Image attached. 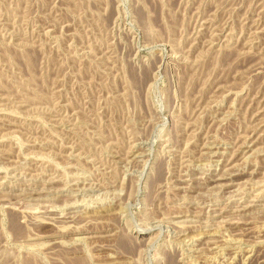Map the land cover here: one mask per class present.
Here are the masks:
<instances>
[{"label":"rangeland","instance_id":"obj_1","mask_svg":"<svg viewBox=\"0 0 264 264\" xmlns=\"http://www.w3.org/2000/svg\"><path fill=\"white\" fill-rule=\"evenodd\" d=\"M0 254L264 264V0H0Z\"/></svg>","mask_w":264,"mask_h":264},{"label":"bare ground","instance_id":"obj_2","mask_svg":"<svg viewBox=\"0 0 264 264\" xmlns=\"http://www.w3.org/2000/svg\"><path fill=\"white\" fill-rule=\"evenodd\" d=\"M216 180H217V178H216ZM222 180V179H221ZM218 181V180H217ZM215 183V182H214ZM217 183V182H216ZM66 199V198H65ZM75 200V199H74ZM79 200V199H78ZM102 200V199H101ZM120 202V201H119ZM86 205V204H85ZM4 206V205H3ZM114 213V212H113ZM84 217V216H83ZM9 218V217H8ZM87 219V218H86ZM96 220V219H95ZM11 221H13V220H11ZM15 221V220H14ZM8 223H9V220H8ZM11 223V222H10ZM10 223H9V226H10ZM12 223H14V222H12ZM18 224V223H17ZM17 224L15 225V227L17 226ZM183 225V224H182ZM93 226V225H92ZM11 227V226H10ZM17 227H19V226H17ZM152 227V226H151ZM216 228V227H215ZM12 229V228H11ZM16 228H14V230H15ZM17 229H19V228H17ZM206 230V229H205ZM21 231V230H20ZM2 234V233H1ZM218 234V233H217ZM117 235V234H116ZM139 235H141L140 233H139ZM118 236V235H117ZM129 237V236H128ZM117 238V237H116ZM119 241V240H118ZM175 241V240H174ZM134 242V241H133ZM121 244V243H120ZM124 244V243H123ZM180 244V243H179ZM118 245V244H117ZM137 245V244H136ZM124 246V245H123ZM127 246V245H126ZM2 254V253H1ZM0 254V255H1ZM8 255V254H7ZM1 256H3V255H1ZM30 257V256H29ZM34 256H32V258L30 257L29 259H30V261H29V259H23L22 258V260H21V264H37V259H35V257L33 258ZM76 258H77V256H76ZM75 258V259H76ZM74 259V258H73ZM73 259H71V261L73 260ZM28 260V261H27ZM70 260V259H69ZM80 260H81V258H80ZM70 261V262H71ZM6 262H7V259L6 258H4V257H0V264H6ZM79 262V261H78ZM78 262H76V264L78 263ZM81 262H84L83 260L81 261ZM87 262H88V260H87ZM73 263H75L74 261H73ZM86 262H84V264H85ZM8 264V263H7ZM70 264V263H69ZM71 264H72V262H71ZM81 264V263H80ZM87 264V263H86Z\"/></svg>","mask_w":264,"mask_h":264}]
</instances>
